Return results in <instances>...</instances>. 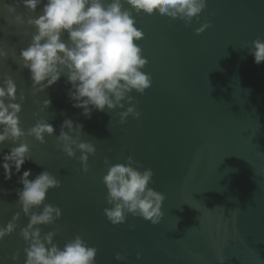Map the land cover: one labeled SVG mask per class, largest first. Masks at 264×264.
<instances>
[{"label": "water", "instance_id": "water-1", "mask_svg": "<svg viewBox=\"0 0 264 264\" xmlns=\"http://www.w3.org/2000/svg\"><path fill=\"white\" fill-rule=\"evenodd\" d=\"M12 3L0 0V39L5 40L0 44L8 53L0 59V78L9 75L17 97L21 92L25 97L20 128L27 131L43 119L54 134L44 144L25 138L31 159L11 180L0 170V227L20 213L16 230L0 241V264H13L16 252V264H24L19 231L28 220L16 204V190L26 170L30 179L47 171L60 182L44 203L58 207L61 217L41 226L42 235L56 232L60 248L79 236L97 249L95 264H264V62L256 65L245 47L264 40V0H206L199 19L187 26L163 15L133 13L143 33L142 71L152 83L143 94H130L140 116L124 124L118 113L131 106L127 103L85 119L71 106L66 95L71 86L63 76L31 95L29 72L15 61L32 30L6 24L3 4ZM38 14L39 9L27 15ZM205 22L210 26L197 35L195 29ZM46 99L50 105L41 110ZM65 119L83 125L80 141L95 147L87 173L80 172L79 152L69 159L59 150ZM15 146L0 145V157ZM129 156L139 170H152L149 187L165 197L157 225L130 214L113 225L103 214L109 207L104 160L123 164ZM118 253L125 259L115 260Z\"/></svg>", "mask_w": 264, "mask_h": 264}, {"label": "clouds", "instance_id": "clouds-1", "mask_svg": "<svg viewBox=\"0 0 264 264\" xmlns=\"http://www.w3.org/2000/svg\"><path fill=\"white\" fill-rule=\"evenodd\" d=\"M205 7L206 0H14L11 5L3 4V11L7 25L32 30L30 42L20 49L15 62L29 72L33 97L45 92L63 76L71 86L66 93L71 106L81 110L85 119H90L93 111L107 109L110 113L123 109L127 103L131 106L118 113L119 123L124 124L126 118L140 116L130 94H143L152 83L151 77L142 71L147 63L138 43L143 33L135 26L133 13L163 15L179 19L187 26L199 19ZM21 8L23 11H19ZM37 9L39 14L35 18L27 15L36 13ZM209 26L205 22L195 33L200 34ZM23 35L28 36L29 32ZM245 47L256 65L264 62V40L257 38ZM7 56L0 44V59ZM16 93L15 81L5 74L0 78V145L6 142L16 145L0 157L5 181L21 173L22 166L31 159L25 138L44 144V138L54 134L53 126L43 119L27 131L20 128L19 114L25 97L22 92L19 97ZM49 105L50 100H44L41 110ZM82 128L83 125L74 124L72 119H65L60 126L57 145L69 159L79 152L80 172L87 173L88 158L95 154V147L80 141ZM104 164L107 172L102 183L109 207L103 214L107 220L113 225L122 224L130 214L157 225L165 197L149 187L152 170H139L141 166L130 156L123 164L109 165L107 158ZM31 175L30 170L24 171L17 180L21 187L16 190V204L28 220L19 231L26 245L24 264H95L97 249L89 247L79 236L60 248L54 243L56 232L42 235L41 226L52 225L61 217L58 207L44 203L47 192L59 188L60 182L47 171L32 179ZM19 217L18 212L0 227V241L16 230ZM18 256L19 252L11 256L13 264ZM114 258L117 261L125 259L119 253ZM136 258L140 259L139 253ZM3 259L7 261L8 257Z\"/></svg>", "mask_w": 264, "mask_h": 264}]
</instances>
